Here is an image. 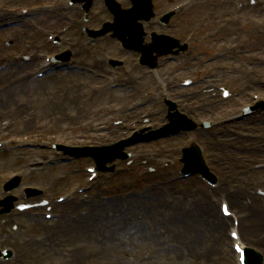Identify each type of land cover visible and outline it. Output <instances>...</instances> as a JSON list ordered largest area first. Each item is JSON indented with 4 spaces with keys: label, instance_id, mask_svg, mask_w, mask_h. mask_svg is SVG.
Returning a JSON list of instances; mask_svg holds the SVG:
<instances>
[{
    "label": "rangeland",
    "instance_id": "obj_1",
    "mask_svg": "<svg viewBox=\"0 0 264 264\" xmlns=\"http://www.w3.org/2000/svg\"><path fill=\"white\" fill-rule=\"evenodd\" d=\"M49 1L51 0H0V90L12 88L11 83L19 89L18 94L7 103L0 104V124L3 126L0 129V143L3 145L0 148V185L13 173H17L22 176L27 187L41 189L43 194L39 198L40 203L48 201L51 197L55 202L58 197L67 199L69 196L74 198L75 202H80L84 195L92 194L91 197H94L99 193L100 199L102 196L106 198L103 203H109L113 199H123L124 194L131 197L140 196L144 187L159 184L158 188L167 186L171 189L167 199H164L165 203L162 200L161 202L160 198L157 199L159 205L163 204L161 208L164 209L160 208L163 218L177 223L186 215L193 219L200 218L204 226L212 228V218L200 216L201 211L208 207L204 209L197 204L196 199L200 202L204 199L210 203L214 202L211 209L218 214L222 198L214 189L210 191L197 175L183 181L185 183L178 180L181 149L189 145V139L203 142V136L210 138L207 136L212 132L219 133L224 128L227 129L228 135L237 134L243 141L250 136L248 131H243L245 123L230 124L226 119L238 113L241 105L248 103L243 97L249 92L253 97L264 98V2L261 4L259 0H243V7L238 9L242 0H185L184 16L174 19V28L167 30V34L185 38L188 43L187 53L174 57L171 61H161L160 67L154 73L146 72L143 76L144 71H139L140 67L136 66L137 56L121 51L117 41L101 38L86 44L85 37H79L74 28L62 33L60 44L54 45L48 36L61 32L64 21L56 23V29L52 30L53 24L46 21L48 18L45 21L38 20V4ZM180 1L155 0L154 10L162 13L175 7ZM223 1L227 3L223 4ZM74 14H69L71 19ZM110 17L108 11H103L90 25L97 29L100 20ZM154 29L158 28L155 26ZM15 38L19 40L13 43ZM67 48L74 52L73 63L77 66L96 68V78L94 74L84 71L54 72V75L43 79L33 78L42 58ZM108 58L122 60L125 66L114 71L107 67ZM239 67L250 68L251 74ZM124 79L132 81L123 82L126 83L125 87L112 88L115 82L119 84V81ZM187 80L190 81L189 85L185 84ZM140 82L144 83L139 84ZM259 84H262L263 88L259 89ZM248 85L251 87L248 88ZM219 87L225 88L231 94L237 93V98L232 96L226 102H220L219 95L222 93ZM9 92L13 93L11 90ZM193 95L196 102L191 99ZM19 99L31 101L27 110L31 118L38 117V126L27 125L26 118H23L26 113L18 115L14 120L8 116L17 115L15 111L21 108ZM166 99L174 100L179 112L195 121H211L216 126L205 134L195 131L129 145L124 149L127 157L115 161V170L100 173L91 183L86 172V168L92 165L89 158L64 162L51 148L57 143L70 147L111 146L139 132L140 127L141 130L148 131L159 129L168 121ZM76 101L80 103L76 105ZM259 114L264 115V112ZM254 116L249 118L247 124H254L249 130L257 132L264 126V121ZM156 120L162 121L159 124ZM137 124L141 125L136 127ZM144 125L145 128L142 127ZM240 143L244 146L245 141ZM22 145L27 147L21 148ZM208 155L211 158H221L223 162L230 164V161L223 159L218 152L208 151ZM54 157V164H40L44 160L52 161ZM254 160L251 157L241 158L243 166L239 168V172L244 177L246 173L251 174L254 177L251 186L264 192V185L261 184L264 171L251 168L245 171V163ZM27 161L38 162V167H26ZM227 166L224 165L223 170L232 169V182L236 181L233 167ZM28 169H33L38 175L26 172ZM165 175L170 185H166ZM233 185L234 188H240V193L233 194L241 197L244 203L248 195L244 184ZM246 187L248 188V185ZM84 188L88 189L86 194H78V191ZM254 190L251 188L250 192L255 193ZM22 192L23 186L14 190L16 205L28 202ZM189 193L195 194L196 197L193 198ZM2 195L0 190V197ZM174 199L180 202L175 204ZM142 201L147 204L153 199ZM156 203L157 201L155 205ZM170 204H173V209L169 208ZM38 210L41 211L44 223L52 221V218H44V213L51 210L42 206H38ZM16 211L17 209H14L13 213ZM7 217L12 218L10 215ZM15 217L17 222L14 223L21 227L18 230L11 229L16 228L13 223L0 226V241H4V244H0V249L10 248L12 253L17 248L12 246L11 242L22 244L26 237L35 232H32V225H29V220L33 221L34 216L24 214ZM57 221L56 218L55 223L50 226L56 225ZM126 221L118 231L110 228L111 234L104 246L101 244L104 241L100 246L96 239L88 237L79 242L82 246L85 245V264H203L200 257L192 254L190 249L184 251L174 248V255L170 253L172 249L166 251L169 243L180 235L176 231L163 238L161 230L158 235L157 223L141 220L137 213L130 215ZM41 228L38 225V233ZM133 230H137L138 234H127ZM228 230V227L219 229L217 233L226 247L228 264H234L226 245ZM213 241L214 238H211L210 242ZM163 244L166 248L161 247ZM100 248L101 255L96 257L93 252ZM65 264H69V260Z\"/></svg>",
    "mask_w": 264,
    "mask_h": 264
},
{
    "label": "bare ground",
    "instance_id": "obj_2",
    "mask_svg": "<svg viewBox=\"0 0 264 264\" xmlns=\"http://www.w3.org/2000/svg\"><path fill=\"white\" fill-rule=\"evenodd\" d=\"M262 2L264 1L259 0V3L262 4ZM226 3L227 2L223 1V4ZM11 15L13 16V14ZM13 19L15 18L13 17ZM146 25L148 29L146 34H149L150 30L155 28L154 20L149 21ZM147 37L149 38V35ZM18 40V38H15L13 43ZM239 68L243 69V67ZM141 70L142 69H139V71ZM243 71L247 72L249 75L251 74L250 68H244ZM144 75L145 73H143V76ZM90 81L86 82L90 83ZM128 81L131 82L132 80L124 79L122 82ZM133 83H135V81ZM142 83L144 82H140L139 84ZM11 87L12 88L6 87L5 90H0L1 105H4L9 99H12L16 94H18L19 89L15 88L14 83H11ZM9 90L13 91L14 94L9 92ZM191 99L192 101L196 100L195 95H193ZM18 103L19 107L21 108H18V110L15 111L17 115L14 116L12 114H8V116L11 117V120H14L16 117H18V115L26 113V116L24 115L23 118H26L25 121L27 122V125L30 124V127L34 125L38 126V117H35L34 119L31 118L29 111L27 110V108H29L31 105V101L29 99L26 101L19 99ZM78 103L80 102H75L76 105ZM156 121L160 124L162 120ZM140 125L137 124L136 127H139ZM142 127H145V125ZM2 128L3 126L0 124V129ZM262 128H264V126H262L261 129ZM261 138L264 140V137ZM207 142L209 143L210 147L213 148V152H218V154H220L223 159L230 161V164L234 169L233 172L236 176L235 184L242 182L244 176L239 172V169L236 168V165H240L241 167V158H244V154L232 152L228 146V144L231 143L229 141L225 142V138L221 137L220 135L219 137L213 138V140L208 139ZM223 144L224 146L220 147V145ZM77 146L78 145H76L74 149H71L72 152H75L72 158H74V156H78L77 153L79 150H81V147ZM261 147L264 150V143ZM207 148H209V146H207ZM260 151L261 148L259 149V152ZM62 152L63 149L58 148V152L56 151L55 153L61 154ZM247 154L252 153L249 152ZM228 155L231 160L228 158ZM9 165H11V163H9ZM213 167L219 171L221 175H223V161L214 163ZM26 172L35 173L33 172V169H28ZM35 174L38 175L37 172ZM25 176H27V174ZM166 177L167 175H165V178ZM165 181L166 185H170V183H168V177ZM221 182L225 183L226 187H221ZM221 182H219L220 188L218 191H220L221 196H225L224 199H227L228 201L230 200L229 203L232 205L233 210H229L231 211L232 217L237 220V232L241 244L245 247L250 246L257 250H262L264 253V200L261 198H256L250 192H248L247 199L243 203L240 199L236 200V196L230 195V193L234 192H237L236 194L240 193V188H234L235 186L231 180H222ZM261 184L264 185V178H262ZM158 185L159 184L150 187H144L143 193L140 196L134 195L131 197L124 194L123 199H113L109 203L105 204L102 203L100 199V193L94 197H91L92 194L90 196L84 195L80 199V202H75V199L69 196V198H67L64 202L53 204V216L58 220L56 225L49 227L47 223L40 221L41 219L38 218V216L34 217L36 218V221L29 220V225H32V232H35L31 236L26 237L24 242L22 241V244H14L11 242V245L16 247L17 250L15 256L7 264H28V262H30L29 264H65V262L68 260L69 264H85L84 261L85 258H87L84 253L85 245L82 246L79 244V242H81L83 238L88 237L89 239H96L97 243L100 244L102 240H107V238L110 237V228L112 225L118 223L120 225L124 224V222H127L126 220L130 218V215H134L135 213H137L138 218L141 220H150L152 223H157L159 227L157 228L158 235H160L161 230V237L163 238L170 234L172 235L175 231L176 233L180 234L177 236L176 240L174 239L171 243H169V247L166 248L164 245L167 242L161 246L162 248H166L167 252L169 249H172L170 253H173L174 255V248L184 251L190 249L192 254H196L198 257H200L203 264H228L226 260L228 258L225 255L226 247L224 245L223 239L220 238L217 232L219 231V228L227 226L228 220H231L229 219L231 216L225 218L220 213L219 218L214 210L211 209L213 206L212 203L208 202L206 199L201 202L196 199L197 204H200V206H202L204 209L208 207V209L206 208L205 210L201 211L200 216L212 218V228L204 226L203 222L200 221V218L193 219L186 215H183L181 219H179L180 221L177 223H173L171 221L169 222L162 217L163 211L160 210V208L163 204L160 203L159 205L157 199L160 198V201L167 199V195H169V191H171V189L163 185V188H158ZM189 195L193 198L196 197V195H193L192 193H189ZM142 199H153V201L146 204L142 201ZM156 201L157 203L155 205ZM176 201L174 199L175 204L180 202L178 199H176ZM163 203H165V201ZM222 203H220V207ZM169 208L173 209V204L172 206L170 204ZM38 225L42 227L39 231L40 233H38L37 230ZM231 228H233V221ZM118 230L119 227H116L114 231ZM93 234L98 236L94 237ZM127 234L134 236L138 233L137 230H133ZM211 238H214L212 243L210 242ZM139 239L142 242V239ZM146 239L148 241L150 240L149 238ZM0 244H4V241H0ZM101 252L102 251L100 248L98 251L95 250L93 253H96V257H99ZM53 255H55L56 258H54Z\"/></svg>",
    "mask_w": 264,
    "mask_h": 264
}]
</instances>
